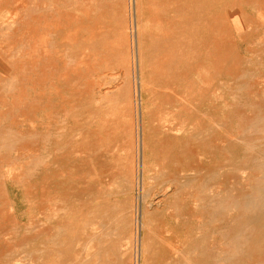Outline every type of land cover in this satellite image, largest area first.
Returning <instances> with one entry per match:
<instances>
[{
	"label": "rangeland",
	"instance_id": "obj_1",
	"mask_svg": "<svg viewBox=\"0 0 264 264\" xmlns=\"http://www.w3.org/2000/svg\"><path fill=\"white\" fill-rule=\"evenodd\" d=\"M0 264H264V0H0Z\"/></svg>",
	"mask_w": 264,
	"mask_h": 264
},
{
	"label": "bare ground",
	"instance_id": "obj_2",
	"mask_svg": "<svg viewBox=\"0 0 264 264\" xmlns=\"http://www.w3.org/2000/svg\"><path fill=\"white\" fill-rule=\"evenodd\" d=\"M38 8V7H37ZM134 27V26H133ZM63 31V30H62ZM66 31V30H65ZM57 35V34H56ZM60 35V34H59ZM58 37V36H57ZM142 68V67H141ZM140 71H141V69H140ZM139 87V86H138ZM139 89V88H138ZM137 89V90H138ZM247 95V94H246ZM27 96H29V95H27ZM121 96V95H120ZM246 97V96H245ZM120 98H123V97H120ZM139 98V97H138ZM96 103V102H95ZM137 108H138V106H137ZM139 109V108H138ZM138 112V111H137ZM188 117V116H187ZM141 118V117H140ZM144 119V118H143ZM189 119H190V117H189ZM140 121V120H139ZM143 122V121H142ZM141 123V122H140ZM140 125V124H139ZM141 125H143V124H141ZM188 125V124H187ZM185 127V126H184ZM142 129V128H141ZM144 129H146V128H144ZM191 130L192 129H189V128H187V129H185L184 130V132L182 133L183 134V136H184V138H185V140H186V138H190V132H191ZM202 130V129H201ZM144 131V130H143ZM140 132V131H139ZM200 132V131H199ZM171 133V132H170ZM181 133V132H180ZM180 133H177V134H179V135H181ZM145 134V133H144ZM143 135V134H142ZM141 136V135H140ZM178 136V135H177ZM182 136V135H181ZM203 136V135H202ZM142 137V136H141ZM145 137V135L143 136V138ZM148 140V139H147ZM141 148H140V151H141V185H146L147 184V182L149 181L148 180V178H151V180H153V178L154 177H150V176H148V175H145V162H144V153L145 152H147V151H145L144 149H146V148H144V145H143V143H142V139H141ZM144 142V141H143ZM149 142V141H148ZM148 146V145H147ZM139 151V150H138ZM145 151V152H144ZM176 155V154H175ZM140 156V155H139ZM138 156V157H139ZM185 156L188 158L189 157V154H188V151L185 153ZM147 157V156H146ZM185 157V158H186ZM145 159H147V158H145ZM178 159V158H177ZM139 161V160H138ZM138 164H139V162H138ZM157 163H155L154 165H156ZM140 165H138V166H140ZM153 165V164H152ZM192 163L190 162V160L188 159V160H186L184 163H183V168H182V170H183V173L182 174H177V177L176 178H170V177H168V179H167V181H172V182H176V181H180V179L182 180V182L181 183H184V186H186L185 188H186V190L184 191V194H182L183 196V205H184V211L182 212V217H183V219H184V224H183V227H184V231H185V233H186V237H189V235H190V232H191V221H192V217H193V215H194V204H193V202H194V193H193V190H192V182H193V180H194V176H193V174H192ZM157 171V170H156ZM147 173V172H146ZM176 173V172H175ZM160 175H161V173L160 174H158L157 175V177L155 178V180L157 181L158 179H159V177H160ZM174 175V174H173ZM172 177H174V176H172ZM161 178V177H160ZM140 179V178H139ZM148 180V181H147ZM139 181V180H138ZM172 182H170V183H172ZM176 184V183H175ZM173 185V184H172ZM167 186V185H166ZM181 186H183V185H181ZM180 187V186H179ZM176 188V187H175ZM138 189H140V187L138 188ZM178 189V188H177ZM165 190H167V189H165ZM179 190V189H178ZM184 190V189H183ZM183 190H182V192H183ZM173 192V191H172ZM171 192V193H172ZM181 192V191H180ZM181 192V193H182ZM166 193V192H165ZM176 192H174V194H175ZM179 194V193H178ZM173 196V195H172ZM179 196V195H178ZM169 197H171V196H169ZM177 197V196H176ZM169 199V198H168ZM171 199V198H170ZM173 199V198H172ZM174 199H176V198H174ZM140 200V199H139ZM141 201V200H140ZM174 201V200H173ZM177 201V200H176ZM175 201V202H176ZM181 201V200H180ZM170 202V201H169ZM171 203V202H170ZM173 202L168 206V211L166 212V216H167V219H170V222L171 223H174V227H177V224H178V221L176 220V219H179L180 218V216H181V214H179L178 212H177V210H179V209H174L175 208V204H173ZM178 204V203H177ZM168 205V204H167ZM142 205H140V207H141ZM172 206H174V208L172 207ZM177 206V205H176ZM140 207H139V210H140ZM169 207H172L173 208V210L171 209V210H169ZM143 208V207H142ZM164 209H166V206H165V208ZM141 212V211H140ZM145 213V212H144ZM143 213V214H144ZM140 214H142V213H140ZM147 216V215H146ZM240 216V215H239ZM181 217V218H182ZM140 218V217H139ZM138 219V218H137ZM243 219V218H242ZM246 219V218H245ZM251 219H253V218H251ZM137 221V220H136ZM169 222V223H170ZM171 223H170V225H171ZM45 228V227H44ZM141 228V227H140ZM65 234V233H64ZM174 237V235H173V231L171 230V231H169V234H168V238H170V239H172ZM141 238V237H140ZM176 247V246H175ZM180 253V252H179ZM175 254V253H174ZM208 255V254H207Z\"/></svg>",
	"mask_w": 264,
	"mask_h": 264
}]
</instances>
